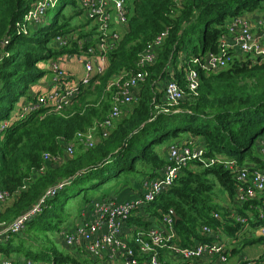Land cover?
I'll return each instance as SVG.
<instances>
[{
	"label": "trees",
	"instance_id": "1",
	"mask_svg": "<svg viewBox=\"0 0 264 264\" xmlns=\"http://www.w3.org/2000/svg\"><path fill=\"white\" fill-rule=\"evenodd\" d=\"M40 1L43 0H0V122L9 125L0 131V190L9 194L10 201L0 220L15 218L52 188L56 189L55 196L29 220L23 232L43 219L41 231L57 227L59 233L66 202L72 195L106 185L122 175L157 178L158 170L167 164L157 148L182 135L200 138L205 156H223L240 166L248 161L264 170V157L257 151L264 142V63L234 59L215 73L194 66L199 78L196 94L187 91L184 78L193 58L218 53L219 41L228 37V24L233 18L245 13L263 14L264 0H125L126 31L109 54L105 74L95 79L98 85L94 91L89 86L69 111L40 108L11 121L9 116L18 100L27 98L30 87L46 73L38 64L46 67L66 53L55 49L53 40L74 32L71 22L80 14L77 0H70L59 7L49 24L40 26L45 17L37 24L26 21L27 13ZM67 8L72 17L66 15ZM161 34L165 36L156 62L147 68L135 103L110 128L106 139L83 149L78 134L90 130L94 121L102 123L110 110L115 90L110 87V92H105L109 81L135 72L139 54ZM171 73L186 92L176 106L162 102L163 91L159 89L161 81ZM92 95L95 99L90 101ZM76 142L80 146L75 147ZM63 144H75L73 156L63 158L61 164L46 166L43 154L61 156ZM192 163L197 167L191 169L189 164L183 168L175 183L150 206L153 217L174 212V228L183 246L192 240L206 242L199 235L204 225L225 226L229 234L238 230L236 224H219L228 210L212 199L214 180L229 199H234L233 176L221 165L202 168ZM73 188L78 189L77 194L71 193ZM239 210L244 215V210ZM134 221L148 225L134 217L127 219V223ZM21 234L17 238L21 239ZM19 246L12 245L11 239L0 246V254L25 253V257L38 261V254L22 251ZM52 260L55 264L73 262L66 254Z\"/></svg>",
	"mask_w": 264,
	"mask_h": 264
},
{
	"label": "built area",
	"instance_id": "2",
	"mask_svg": "<svg viewBox=\"0 0 264 264\" xmlns=\"http://www.w3.org/2000/svg\"><path fill=\"white\" fill-rule=\"evenodd\" d=\"M56 4L57 0L38 2L25 16L26 21L39 23L46 12L55 8ZM79 4L87 20L96 26L93 43L85 48L84 41L75 40V48L79 52H85V56H65L51 60L48 67L53 88L45 94L38 95L34 104L29 103L23 112L17 115V119L40 108H49L55 112L63 111L71 106L81 89L89 84L93 73L98 76L104 74L109 54L116 49L121 38L117 28L127 24L126 2L125 0H80ZM228 28L229 35L219 41L217 54L210 53L203 58L195 57L190 61L191 66L188 67L184 77L188 92L196 94L199 83L196 69L215 73L225 69L234 59L258 60L259 63H264V13L233 18ZM70 35L55 37L53 40L55 49L71 47ZM164 36L165 34H161L139 54L135 72L121 74L110 84L115 91L106 119L92 127L98 130L91 128L86 133L78 134L77 140L84 149L94 147L95 131H98L102 138H106L113 122L120 117L122 108L130 107L135 103L136 91L144 82L147 68L155 64ZM72 59L81 62L84 70L82 77L76 82L73 78H70V82L63 80L67 75L60 68L62 63ZM43 66L44 64L41 63L39 67ZM194 66L197 68L195 69ZM162 91L166 104L170 106L178 105L186 97V92L172 73L164 80ZM8 126L7 122H0V131ZM260 146H262L261 154L264 156V142ZM63 150L66 157H71L74 153L73 144H63ZM205 153L202 147L191 143L172 145L162 172L157 178L144 182L139 196L127 201L110 198L91 202L88 217L72 230L63 229L58 235L66 255L73 259V262L64 264H164L161 259L162 252L181 264H213L214 260L216 264H228L229 258L224 244L218 241V236L211 226L204 225L199 231V235L206 239V242L192 240L191 244L183 246L174 228L171 213H159L158 217H153L150 210L151 204L175 183L181 170L188 164L196 162L202 168L221 165L235 179V202L240 205L257 202L254 209L258 214L251 221L264 224V170L246 164L240 166L235 160L226 157H208ZM43 160L45 164L62 163L61 158L50 157L47 154H43ZM55 193L56 189H47L35 204L15 218L0 220V246L6 245L14 236L21 234L29 220L42 211L47 200L55 196ZM8 198L9 194L0 190V214L8 204ZM130 217H136L141 223L148 225H138L131 241H128L123 236V229ZM214 217L218 219L217 215ZM233 218L240 225L248 224L250 221L239 215ZM259 233L264 237V225ZM79 255L88 262L78 260ZM53 261L39 262L24 257L23 254L17 256L0 254V264H55ZM242 264H264V254L256 260L244 259Z\"/></svg>",
	"mask_w": 264,
	"mask_h": 264
},
{
	"label": "crops",
	"instance_id": "3",
	"mask_svg": "<svg viewBox=\"0 0 264 264\" xmlns=\"http://www.w3.org/2000/svg\"><path fill=\"white\" fill-rule=\"evenodd\" d=\"M79 1L80 0H77L78 5H80ZM57 4H58V1H57ZM57 4H56V6H57ZM79 12H80V14L77 17H75L73 20H75L77 18H83L84 21L82 23L74 25L75 27L72 26L74 32L70 33L71 34L70 38H72L71 39V41H72L71 47L63 48L66 51V53L57 56V58L58 57H65V56L74 57L75 55H76V57L85 56V52H79L78 49L75 48V42L74 41L75 40L84 41L85 42V45H84L85 48L88 47L89 45H91L94 41V36L96 33V26L91 21L87 20L84 12L81 9ZM117 29H118V32L120 33L121 37H122V35L126 31V26H118ZM67 35H69V34H67ZM63 49H57V50H63ZM70 50H72V52H67ZM108 65H109V61L106 64V68H105L106 70L108 68ZM48 66L40 67V70H44L46 72L45 75L37 82V84L33 85L28 90V95H27L28 97L27 98L22 97L23 99L18 101V103L15 105L14 110L12 111V113L9 116V119L11 121H15V119H17V115L19 113L21 114L23 112L24 108L31 101H35L38 95L45 94L53 88V83L51 82V72L49 73L50 68ZM60 68H62L64 70V73L67 75L66 77L63 78V80L68 81V82H70L69 81L70 78H73L75 80L74 82L78 81L84 73L82 63L77 61L76 59H72L69 62L65 61L64 63L61 64ZM105 71H104V74H105ZM103 75L98 76L97 74L93 73L91 75L89 84L81 89V92L79 95H82L84 93L86 94L85 91L88 90L89 86H92L91 91H94L95 87L98 85L97 82L95 81V79L97 77H101ZM111 81H109V83L107 84V87L105 88V92H108V91L110 92ZM74 82H72V83H74ZM163 83H164V81L163 82L161 81V84L159 85L160 90H162V88H163ZM139 91H140L139 89H138V91H136L137 97L139 95ZM93 96L94 95L91 96L90 101L95 99V97H93ZM77 98L78 97H76L74 99L73 103L71 104V106L64 109V111H69L71 108H73L78 102ZM161 98H162V102L165 103V99L163 98V95L161 96ZM130 107H123L122 108V113H121L120 117L115 122H113V125H115V123L118 122V120L122 117L123 113L126 112ZM110 131L111 130L109 129L108 133H110ZM94 138H95L96 144L100 141V139H103L98 131L94 132ZM173 140H175L173 143L168 144L165 148H163V150H161L160 154L162 155L164 160H167L169 148L172 145L187 144V142L196 143L200 147H202V145H203V141L200 138L193 137V136L182 135L178 139H173ZM175 143H177V144H175ZM75 144H73V145H75V147L77 145L80 146V144H78L77 142ZM75 147L73 148V152H75V149H76ZM261 149H262V146H259V148H257V151L260 153L261 156H263L261 154ZM61 156H63V157H61ZM61 156L58 155L57 157L61 158L62 160H63V158H67L64 154V150H63V155H61ZM246 163L250 167L259 168L256 163H250L248 161ZM45 165L51 166L50 163H46ZM164 166L165 165H163L161 167V169L158 170L159 175H160V172H162ZM135 177H132L130 184L126 183L127 178H125V176L122 179L120 178V179L116 180L115 181L116 183L114 184L115 186L110 185V186L105 187V191L104 192L102 191L101 194L97 197V199H95L93 201H99V200L110 199V198L116 199L118 201H127V200L134 198V197L139 196L141 193L142 186H143L144 182L150 178H148L146 176H142L141 182H136V181H133ZM104 186H106V185H104ZM219 187H221V186L219 185ZM116 189H118V190H116ZM221 193H223L224 196L226 194V192L223 190L222 187H221ZM162 194H165V193H162ZM93 201H90L88 204L84 205L77 212L75 219L73 221L66 223L67 226L62 227L61 231L63 229H66V231L72 230L83 219L87 218L88 217V211H89V204ZM233 201H234V204L232 203V206L227 205V204H224L221 206V207H225V209L228 211H227V214L225 215V218L223 219V221L221 219V221H218V222H219V224H222V225L225 224V225H228L231 227L235 226V224H236L238 226V230L234 233L229 234L225 230V226H222L221 228H217L216 226L215 227L211 226V227L215 230L216 236H218V241L220 243L224 244L225 252L228 254V258H229L228 264H242V261L244 259L256 260L264 254V237H261L260 233H259L260 228L264 224L263 223H255V222L251 221V219L254 218L258 214V211H256L254 209V207L257 206V202L252 203L251 205H240V204L235 202V197H234ZM231 202H232V200H231ZM239 209L244 210V215L240 214ZM150 210L152 211V209H150ZM235 215H239L241 217H246V218L250 219V221L248 224L240 225V224L236 223V221L234 220L233 217ZM134 218H136V217H134ZM155 225H157V223ZM137 226L138 225L136 224L135 221L127 223L126 227L123 229V236L126 238V240L131 241V238H132ZM59 233H58V235H59ZM254 239L256 241L257 240H260V241L253 242ZM251 242H253V243L251 244ZM258 244H260V246H258ZM68 251L71 252L70 250H68ZM64 252H65V250H64ZM72 254L75 255L74 252H72ZM77 259L81 260V261H87L88 262V260L84 259L83 256H81V255L77 256ZM161 259L164 262V264H181L180 262H177L176 260H174L173 258L168 256V254L165 252L161 253ZM213 264H216V260H214Z\"/></svg>",
	"mask_w": 264,
	"mask_h": 264
},
{
	"label": "rangeland",
	"instance_id": "4",
	"mask_svg": "<svg viewBox=\"0 0 264 264\" xmlns=\"http://www.w3.org/2000/svg\"><path fill=\"white\" fill-rule=\"evenodd\" d=\"M71 1L70 0H58V4H57L56 8L51 9V11H49V13L44 18L43 24H41L40 26H42L44 24L51 23V20H52L54 14L58 11L59 7H61V5H63L64 3H68ZM72 14H73L72 11H70V9L67 8L66 9V15L69 17H72L73 16ZM247 15H249V13H245L242 16H247ZM83 21H84L83 18H77L75 20H72L71 24H72V26H74L76 24L82 23ZM40 26L36 27L32 33H36L37 32L36 30H38ZM250 61L254 62L253 60H250ZM40 65H41V63L38 64V68ZM21 99H23V98H20L18 101H20ZM97 123H98V121H94V124L91 126V128L93 126H95ZM91 130H98V129L92 128ZM174 141L175 140H173V139L166 140L160 148H157V151L159 153H161V150H163V148H165L168 144L173 143ZM221 157H223V156H221ZM190 164H191V166H190L191 169H194L197 167V166L192 165L193 163H190ZM245 164L247 166H249L247 163H245ZM124 176L125 175H122L120 178L122 179ZM131 180H132V177L128 176L126 183L130 184ZM141 180H142V177L136 176L133 181L141 182ZM214 182H215V189H214V194L212 195V199H213L214 204H217L219 206H222L224 204L232 206V203L234 204V201L232 200V202H231V199L227 198L228 197V196H226L227 194H225V196H224L223 193H221V187H219V184L217 183V181L214 180ZM115 183H116L115 181H110L106 184V186L103 185V186H100L97 188L83 190V191L79 192L78 194H77L78 189L73 188L71 190V193H74L77 195L76 196L72 195L68 199V201L66 202L65 211L62 214V216H65V218L63 219V223L61 224V229H62V227L67 226L66 223L73 221L75 219L77 212L84 205L88 204L90 201L97 199V197L101 194V192L105 191V187L110 186V185H114ZM116 190H118V189H116ZM42 222H43V219L37 220L34 224H32L30 226V228L28 229L27 233L23 232V234L19 235V236H21V239L17 238V236L13 237L12 238V245L20 244L19 247H20V249H22V251H25V252L29 251L34 256L36 254H38L39 255V256H37L38 261L40 260V261H47L48 262V261H51L53 259V257H55L56 255H58V254L65 255L66 253L64 252L61 241L58 238L57 227L53 228L51 231H48V232L41 231V229L44 227L42 225L43 224ZM258 246H260V244H258ZM19 255H22V253ZM24 255H25V253H23V256Z\"/></svg>",
	"mask_w": 264,
	"mask_h": 264
},
{
	"label": "water",
	"instance_id": "5",
	"mask_svg": "<svg viewBox=\"0 0 264 264\" xmlns=\"http://www.w3.org/2000/svg\"><path fill=\"white\" fill-rule=\"evenodd\" d=\"M171 214H172V216H173V218H174V221H176V215L174 214L173 211H171Z\"/></svg>",
	"mask_w": 264,
	"mask_h": 264
}]
</instances>
